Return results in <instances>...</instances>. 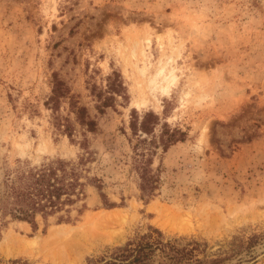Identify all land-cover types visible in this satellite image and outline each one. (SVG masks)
<instances>
[{"label":"rangeland","instance_id":"1","mask_svg":"<svg viewBox=\"0 0 264 264\" xmlns=\"http://www.w3.org/2000/svg\"><path fill=\"white\" fill-rule=\"evenodd\" d=\"M57 78L70 91L59 111L51 100ZM70 96L88 108L95 132L76 122ZM133 110L139 121L158 115L157 133L164 123L187 133L154 155L159 181L149 197L133 158ZM57 117L71 119L73 136ZM82 141L92 153L89 175L118 205L104 206L89 185L72 221L38 216L34 229L7 217L0 241L10 231L43 236L118 207L131 209L128 219L93 226L76 246L56 243L36 257L0 252V264H69L77 250L81 264H125L148 240L149 264H264V255L252 258L264 246V0H0V181L25 163L76 160L86 155ZM152 202L193 213L192 229H162ZM110 231L121 239L112 241Z\"/></svg>","mask_w":264,"mask_h":264},{"label":"trees","instance_id":"2","mask_svg":"<svg viewBox=\"0 0 264 264\" xmlns=\"http://www.w3.org/2000/svg\"><path fill=\"white\" fill-rule=\"evenodd\" d=\"M122 85L120 81L111 83L109 87L111 90L108 91L110 95L104 98L102 107L109 105V102L115 99L114 94L121 90ZM69 92L64 82L57 78L51 96L54 110L59 111L61 99L67 97ZM69 100L70 110L75 114L76 122L87 131L95 132L98 123L90 117L88 108L78 105L71 96ZM57 119V127L65 130L70 137L73 136L74 125L71 119L68 117H57ZM160 123L159 116L153 112H147L142 121H139L138 112L133 110L130 127L138 136L133 158L141 178L142 195L148 197L154 194L159 181V176L152 169L154 155L159 148L167 151L170 146L185 140L187 136L185 131L172 130L166 123L161 125L160 133H157L156 127ZM138 131L146 133V136L139 135ZM80 145L86 150V155L82 154L76 160L57 158L34 165L25 163L4 175L0 181V226L7 223V217L27 221L34 229L38 228V216L46 221L52 216H57L59 222H70L73 220L74 206L87 198L86 190L89 185L99 190L104 206L112 208L118 205L110 201L104 192V181L98 176L89 175L90 170L86 165L92 153L86 141H82ZM87 208L84 202L76 209L81 215ZM129 246L130 243L124 250H130ZM154 251V243L149 240L139 242L138 246L126 256L125 264H149L155 254Z\"/></svg>","mask_w":264,"mask_h":264},{"label":"bare ground","instance_id":"3","mask_svg":"<svg viewBox=\"0 0 264 264\" xmlns=\"http://www.w3.org/2000/svg\"><path fill=\"white\" fill-rule=\"evenodd\" d=\"M172 74L173 72H171L170 75L172 76ZM170 75L166 76V79H169L170 81H172L169 78L171 77ZM163 90L166 91V88L164 87ZM149 207L151 210L155 211L158 215L156 222L159 223V226L162 229L166 230L167 232L185 233V232H189L192 229L190 224H191V218L194 215L190 211L183 212L182 210L176 207H170V205L169 206L161 205V204H158V202H152L151 204H149ZM130 210L127 207H118V208H113L109 210H101L100 212H97V214L92 215L90 219H88L86 222H83L80 225H69V224L57 225V227L51 228L49 232L43 236L35 235L33 237H29V236L19 235L18 233L10 231L0 241V252H2L6 257L18 256V255H28L29 257H36L38 256L35 254L37 251L39 252L42 249L43 250L49 249L52 246H53L52 249H54V244L56 245V243H60V242H63L64 244L74 243V246H76L81 240L84 239L86 230L90 228H94L93 226L97 227L99 224L110 222V221L111 222L112 221L113 222L114 221L115 222H125V220L128 219L130 212H132ZM202 212H204V216L205 215L207 216L210 213L207 207H204L202 209ZM107 236L110 237V239L115 242V241H118L119 238L121 239L122 234L120 232L110 231ZM44 252L45 251H43V253ZM53 253H51V255ZM45 254L47 255V252H45ZM66 254L61 255L63 258H65L63 260L64 262L66 260V256H67ZM71 254L74 255V253H71ZM56 255L57 254H55L54 256ZM63 255L64 256L66 255V256L64 257ZM81 257H82L81 252L77 250L74 256L71 255V257H69L68 255L67 256L68 259L66 261H68L67 263L69 264H81L80 262ZM52 258L53 257H51V259ZM58 259L62 260L61 257ZM51 262L53 264H62L60 260H57L54 258H53V261ZM37 264H43V263L38 262Z\"/></svg>","mask_w":264,"mask_h":264},{"label":"water","instance_id":"4","mask_svg":"<svg viewBox=\"0 0 264 264\" xmlns=\"http://www.w3.org/2000/svg\"><path fill=\"white\" fill-rule=\"evenodd\" d=\"M255 251L256 253L253 254L254 256L252 258L257 259V258L262 257L264 255V246L256 247Z\"/></svg>","mask_w":264,"mask_h":264}]
</instances>
